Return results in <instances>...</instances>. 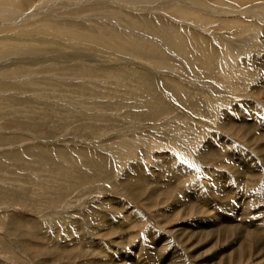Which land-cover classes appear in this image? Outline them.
I'll list each match as a JSON object with an SVG mask.
<instances>
[{"label": "rangeland", "instance_id": "rangeland-1", "mask_svg": "<svg viewBox=\"0 0 264 264\" xmlns=\"http://www.w3.org/2000/svg\"><path fill=\"white\" fill-rule=\"evenodd\" d=\"M0 37V264H264V0H0Z\"/></svg>", "mask_w": 264, "mask_h": 264}, {"label": "bare ground", "instance_id": "bare-ground-1", "mask_svg": "<svg viewBox=\"0 0 264 264\" xmlns=\"http://www.w3.org/2000/svg\"><path fill=\"white\" fill-rule=\"evenodd\" d=\"M52 6V5H51ZM27 10V9H26ZM38 10H40V9H38ZM223 10V9H222ZM8 11V10H7ZM56 11V10H55ZM212 11H214V10H212ZM215 11H217V10H215ZM219 12H221V11H219ZM227 12V11H226ZM7 13V12H6ZM216 13V12H215ZM254 13V12H253ZM35 15V14H34ZM228 15V14H227ZM23 16V15H22ZM21 16V17H22ZM27 16H29V15H27ZM253 16H255V14H253ZM23 17H25V16H23ZM22 17V18H23ZM34 16H31V17H29L28 19L30 20L31 18H33ZM257 18V17H256ZM259 18V17H258ZM6 21V20H5ZM235 24H238V23H235ZM234 24V25H235ZM239 25V24H238ZM241 25V24H240ZM4 36V38L6 37L7 38V36H5V35H3ZM8 37H9V35H8ZM248 37V36H247ZM1 38V37H0ZM10 39H13V38H11V37H9ZM248 39V38H247ZM5 40V39H4ZM8 40V39H7ZM249 40V39H248ZM1 41V40H0ZM245 41H247V40H242V41H240L239 43H246ZM4 42V41H3ZM2 43V42H1ZM229 52H233V50L231 49V50H229V51H227L226 53H225V55H224V58L223 59H226L225 61H226V64H227V66H230L231 67V70H233V68H234V66L236 67L234 70H238V68L237 67H239L238 65L236 66V60H235V58H233L234 60L232 61V62H230L229 60H231L232 59V56L230 57V53ZM234 56V55H233ZM24 63V62H23ZM236 63V64H235ZM14 64V63H13ZM12 64V65H13ZM27 64H29V62H26V66H27ZM14 65H16V64H14ZM19 65V64H18ZM24 65V64H23ZM24 65V66H25ZM13 67V66H12ZM234 74V73H233ZM236 78V77H235ZM258 138V137H257ZM262 139V138H261ZM213 157V156H212ZM235 160V159H234ZM242 161H243V159H241ZM240 160V161H241ZM248 161H249V159H248ZM237 162V161H236ZM239 163V162H238ZM248 163V162H247ZM256 164V163H255ZM234 165V164H233ZM241 165V164H240ZM252 165V164H251ZM94 166H96V165H94ZM249 166V165H248ZM247 167V166H246ZM244 170H245V167L243 168ZM248 169V168H247ZM253 169V168H252ZM251 169V170H252ZM256 170V169H255ZM254 170V171H255ZM213 171V170H212ZM249 171V170H248ZM132 172V171H131ZM136 172H138V171H136ZM133 175L134 174H136L135 173V171H134V169H133ZM144 174V173H143ZM256 174V173H255ZM133 175L131 176V178L130 179H132L133 181H131L132 183L131 184H135L136 185V188H138V187H140V188H142L143 186H147V185H149L148 183H147V181H145L146 179H143L144 177H142L141 175L142 174H140V172L137 174V175H134V177H133ZM218 175V174H217ZM244 175V174H243ZM248 176V175H247ZM178 179V178H177ZM227 179V178H226ZM217 180V179H216ZM223 181V179H220V181ZM150 182V181H149ZM219 182V181H218ZM169 184L171 183L170 182V180H169V182H168ZM130 184V183H129ZM208 185V184H207ZM216 185V184H215ZM132 186V185H131ZM145 186V187H146ZM209 186V185H208ZM149 187V186H148ZM218 187H219V185H218ZM221 189V188H220ZM247 190V189H246ZM222 191V190H221ZM226 191V190H225ZM231 193V192H230ZM143 193H141L140 195H142ZM167 194V193H166ZM195 194H196V192H195ZM139 195V196H140ZM206 195V194H205ZM189 196V195H188ZM207 196V195H206ZM205 196V199L207 198ZM209 196V195H208ZM232 196V195H231ZM191 197H193V196H191ZM210 197V196H209ZM208 197V198H209ZM237 197V196H236ZM202 198V197H201ZM201 198H200V201H201ZM243 197H241V199H242ZM199 199V198H198ZM197 199V200H198ZM240 199V198H239ZM247 199V198H246ZM261 199V198H260ZM195 200V199H194ZM193 200V201H194ZM203 200V199H202ZM208 200V199H207ZM253 200V199H252ZM179 201V200H178ZM193 201H183V200H181V206H186L187 207V205L188 204H190V205H194L193 204ZM196 201V200H195ZM199 201V200H198ZM205 201V200H204ZM180 202V201H179ZM197 202V201H196ZM254 202V201H253ZM201 203V202H200ZM213 203V202H212ZM211 203V204H212ZM246 203V207H245V209H244V212H243V214H245V216H246V218H244V221H245V225L248 227V231L245 233V234H241V238H243V245L240 247L239 246V250H240V252L241 253H244L245 252V250H247L248 248H250V247H252V246H250V245H253V246H257V249H259L260 250V252H262L263 251V249H261L260 247V245L258 244V242H261L259 239H260V235L263 237V239H264V230L260 227V224L259 223H261V222H258V225L257 224H254V223H251V219H250V217H249V215L248 214H250L251 213V210H250V204L249 203H251V202H245ZM205 204V203H204ZM244 204V203H243ZM180 205V204H179ZM206 205V204H205ZM204 205V206H205ZM243 206V205H242ZM262 206H264V205H262ZM178 207V206H177ZM206 207V206H205ZM211 207V206H210ZM213 207V206H212ZM207 208V207H206ZM209 208V207H208ZM210 209V208H209ZM212 211V210H211ZM216 211V210H215ZM207 213V212H206ZM259 215L260 216H263L264 215V209L262 208V209H260L259 210ZM202 216H204V215H202ZM205 217V216H204ZM217 218V217H216ZM194 219V218H193ZM201 220V219H200ZM188 221V220H187ZM231 222V221H230ZM226 223H227V220H226ZM210 224V223H209ZM251 224H253V225H251ZM255 225H257V226H255ZM232 226V225H231ZM238 226V225H237ZM230 227V226H229ZM255 228V230L256 231H253L252 232V230H250V228ZM118 228V227H117ZM188 228V227H187ZM235 228V227H234ZM206 229V228H205ZM209 230V229H208ZM226 230H228V231H226V232H228V233H226V234H228V237L229 238H231V235H233L232 233L234 232L231 228H227ZM231 230V231H230ZM235 230H237V232H238V228L237 229H235ZM245 230V229H244ZM189 231V230H188ZM233 231V232H232ZM187 232V231H186ZM193 232V231H192ZM195 232V231H194ZM239 232L241 233V230H239ZM238 232V233H239ZM204 233V232H203ZM196 234V233H195ZM207 234H210V233H207ZM237 234V233H236ZM198 235V234H197ZM202 235V234H201ZM223 235H225V234H223ZM227 237V238H228ZM228 238V239H229ZM170 240V239H169ZM203 240V239H202ZM238 240H239V238H238ZM237 240V241H238ZM242 241V240H241ZM236 242V241H235ZM246 244H250V245H246ZM262 244H264V243H262ZM177 245V244H176ZM207 251V250H206ZM252 252V251H251ZM158 253V252H157ZM205 253V252H204ZM226 253V252H225ZM234 254H236V253H234ZM253 253H250V254H248V255H252ZM198 255V254H197ZM223 255V254H222ZM224 256V255H223ZM236 258V257H235ZM246 258V257H245ZM238 259V258H237ZM248 259V258H247ZM223 260V259H222ZM231 260V259H230ZM229 260V261H230ZM240 260H241V258H240ZM261 261H263V260H261ZM142 262V261H141ZM172 262V261H171ZM219 262V261H218ZM236 262H238V261H236ZM242 262V261H241ZM173 263V262H172ZM177 263V262H176ZM239 263H240V261H239ZM175 264V263H174ZM256 264V263H255Z\"/></svg>", "mask_w": 264, "mask_h": 264}]
</instances>
